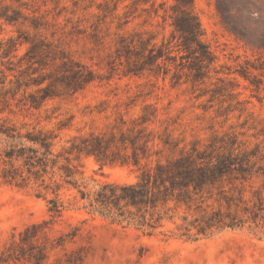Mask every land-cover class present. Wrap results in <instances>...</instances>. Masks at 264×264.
<instances>
[{"label": "rangeland", "instance_id": "1", "mask_svg": "<svg viewBox=\"0 0 264 264\" xmlns=\"http://www.w3.org/2000/svg\"><path fill=\"white\" fill-rule=\"evenodd\" d=\"M25 1L52 23L43 31L48 39L51 32H56L55 38H58L62 31H73L65 36L68 49L75 60L94 70L97 79L76 94L47 101L39 112L27 115L22 110L16 115L4 114L18 127L28 124L22 133L34 125L53 131L58 134L54 146L57 152L62 146L69 147L68 140L74 138L78 143L79 138L91 133L108 136L120 118L129 124L141 115L145 105H150L155 110V117L145 125V133H151L150 156L141 159L140 166H153L157 160L165 162L193 145L199 149L211 146L225 153L232 147L235 154L245 150L255 155L251 157V162L255 163L252 164L253 175L244 183L234 184L239 188L243 186L245 199L256 202L259 194L264 199L261 186L264 171L259 169L264 167V74L251 67L264 62V51L245 47L223 28L215 0H193V12L204 31L203 39L217 57L209 72L210 78L194 87L189 83L173 86L170 76L166 79L151 74L122 76L110 71L107 62L114 54L118 34L134 29L153 32L157 42L163 36L168 37L169 27L164 30L156 27L155 19L149 20L153 26L143 25L145 15L141 8L148 5H141L135 11L134 15L139 17H130L128 25L117 28L133 0ZM161 1L155 0L156 3ZM114 6L116 9L111 10ZM13 35L15 29L4 26L0 39ZM24 49L20 48L18 54ZM242 66H248L252 74L261 79L259 90L239 75ZM34 90L30 88L28 92ZM45 114L50 119L45 120ZM164 141L168 143L164 145ZM127 144V149L112 150L131 161L132 149ZM173 145H176L175 153ZM71 164L75 166L74 180L79 186L65 184L60 189L58 197L66 209L54 219L47 212L46 202L47 198L54 197L52 193L45 194L33 183L26 188L0 184V257L11 251L17 256L8 264H264L262 224L214 230L206 236L186 239L174 234L177 233L175 224L165 221L164 234L148 235L134 226L114 223L92 213L88 206L104 182H133L139 172L137 167L131 163L101 167L93 156L85 155L72 159ZM79 190L86 194L85 199H81ZM39 191L41 196L37 195ZM182 215L183 208H178L174 222L180 223ZM31 225H40L39 235L33 241L34 250L19 244L23 230ZM72 231L73 239L56 245L60 236ZM13 242L18 244L14 246ZM39 249L43 251L42 257L38 255Z\"/></svg>", "mask_w": 264, "mask_h": 264}, {"label": "trees", "instance_id": "2", "mask_svg": "<svg viewBox=\"0 0 264 264\" xmlns=\"http://www.w3.org/2000/svg\"><path fill=\"white\" fill-rule=\"evenodd\" d=\"M141 5H148L141 8L145 15L143 25L153 26L149 20L155 19L156 27L163 30L169 27V35L157 42L156 35L150 31L133 29L118 34L114 54L107 62L110 71L122 76L151 74L162 79L170 76L173 86L189 83L194 87L209 79L217 57L203 39L204 31L193 12V0H172L171 4L168 0L159 3L133 0L117 28L128 25L130 17H139L134 13ZM115 9L116 6L111 8ZM215 9L223 28L237 41L251 50L264 51V0H215ZM37 13L38 9L29 1L0 0V34L4 26L15 29V35L0 39V184L26 188L33 183L45 194L52 193L54 197L47 198L46 202L47 212L54 219L66 209L58 197L60 189L65 184L79 186L74 180L72 159L93 156L101 167L131 163L139 171L131 183L104 182L89 200V211L111 222L125 223L152 235L164 234L165 221H171L177 230L174 234L186 239L245 224L264 226V199L260 194L256 202L245 199L243 186L239 188L234 184L252 177V164L255 163L251 162V157L255 155L250 152L244 150L235 154L231 147L225 153L211 146L199 149L193 145L190 150H180L165 162L157 160L153 166H140V160L150 156L151 133H145V125L155 117L150 105H145L141 115L129 124L120 118L108 136L91 133L79 138L78 143L74 138L68 140L69 147L62 146L57 152L54 146L58 134L53 131L34 125L22 133L28 124L18 127L4 114L16 115L22 110L27 115L39 112L47 101L76 94L97 79L94 70L75 60L68 49L65 36L73 31H62L58 38H55L56 32H51L48 39L43 31L52 23ZM22 47L25 49L19 55ZM251 67L264 74V62ZM239 75L249 80L255 89H260L261 79L252 74L248 66H242ZM30 88L35 90L28 92ZM44 117L50 119L47 114ZM127 143L132 149L131 161L112 150L127 149ZM167 143L164 141V145ZM259 169L264 171V167ZM79 192L81 199H85L86 194ZM37 195L41 196L42 192ZM178 208H183V215L181 222L175 223ZM39 228L40 225L25 228L19 244L34 250L33 241L39 235ZM74 236L73 231L60 236L56 245ZM18 251L24 253L20 248ZM38 255L43 256L42 249ZM13 259L17 256L11 251L0 257V264H8Z\"/></svg>", "mask_w": 264, "mask_h": 264}]
</instances>
